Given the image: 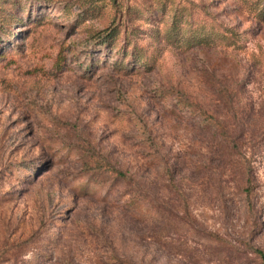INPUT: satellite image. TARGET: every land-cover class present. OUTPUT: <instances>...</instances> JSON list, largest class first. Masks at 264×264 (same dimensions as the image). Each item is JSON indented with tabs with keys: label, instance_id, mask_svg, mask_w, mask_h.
Wrapping results in <instances>:
<instances>
[{
	"label": "rangeland",
	"instance_id": "1",
	"mask_svg": "<svg viewBox=\"0 0 264 264\" xmlns=\"http://www.w3.org/2000/svg\"><path fill=\"white\" fill-rule=\"evenodd\" d=\"M255 248L264 0H0V264H264Z\"/></svg>",
	"mask_w": 264,
	"mask_h": 264
},
{
	"label": "trees",
	"instance_id": "2",
	"mask_svg": "<svg viewBox=\"0 0 264 264\" xmlns=\"http://www.w3.org/2000/svg\"><path fill=\"white\" fill-rule=\"evenodd\" d=\"M114 34H115V31L111 30L107 34V36H113ZM215 124H216V126H218V129H219V130H216L218 137L223 140V144H222L223 149H228L230 147H231V149L237 148V147L230 145L231 136H230L229 132L226 130L225 126L220 124L219 122H216ZM233 152H235V151H233ZM246 173H247V171H246ZM118 178L125 179L127 177H126L125 173L118 171ZM132 181H133L136 189H135V194H132V196L129 198V200L126 204V208H128L130 210L135 206L137 207L139 205V202H141L142 199L144 198V191H142L139 187L140 183L137 182L136 180H134L133 178L130 180V182H132ZM173 216L176 217L177 215L173 214ZM155 227H160V230H158V232H157V234H158V238H156L157 241L160 242L161 244L165 245L166 241L163 240L162 236H161V233L165 229V226L162 225V217L161 216H159L158 219L156 220ZM198 232L200 235H203L202 237H207V239H210L209 238L210 233L204 231L203 229H198ZM215 237H218V236H215ZM185 246H186V243H184V242H175L174 244H172L171 248L175 249V251H178V253L183 255L188 261L193 262V263L197 262L196 259H198V258L196 256H201V255H200V253L197 252L196 247H194V246L185 247ZM185 248L187 250H185ZM253 252L261 259V261H264V251L263 250H261L259 248H255L253 250ZM115 261L117 264H137L136 262H132L129 259L120 258V257H116Z\"/></svg>",
	"mask_w": 264,
	"mask_h": 264
}]
</instances>
